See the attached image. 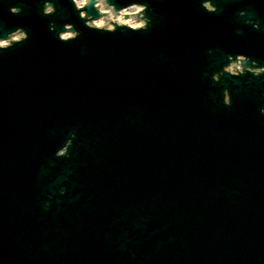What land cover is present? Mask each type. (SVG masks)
<instances>
[{
	"label": "water",
	"instance_id": "water-1",
	"mask_svg": "<svg viewBox=\"0 0 264 264\" xmlns=\"http://www.w3.org/2000/svg\"><path fill=\"white\" fill-rule=\"evenodd\" d=\"M111 3L155 25L0 0V38L30 35L0 49V264H264V76H231L227 105L211 74L264 64V0Z\"/></svg>",
	"mask_w": 264,
	"mask_h": 264
},
{
	"label": "bare ground",
	"instance_id": "bare-ground-1",
	"mask_svg": "<svg viewBox=\"0 0 264 264\" xmlns=\"http://www.w3.org/2000/svg\"><path fill=\"white\" fill-rule=\"evenodd\" d=\"M87 1L88 0H86V2ZM98 2L100 4V6H101V4H104L106 2V0H98ZM130 10H131V12L126 11V12L122 13L121 15H119L118 17H116V20L119 21V22H125V23H130V24L132 23L133 24L134 22H130V21L124 20V19H122V17H125V14H135L140 9L138 7H134L132 9H130ZM108 14H111V13H108ZM134 24H137V23H134Z\"/></svg>",
	"mask_w": 264,
	"mask_h": 264
}]
</instances>
